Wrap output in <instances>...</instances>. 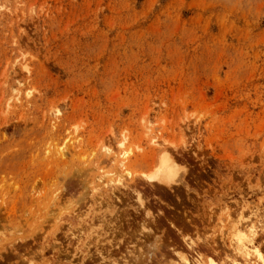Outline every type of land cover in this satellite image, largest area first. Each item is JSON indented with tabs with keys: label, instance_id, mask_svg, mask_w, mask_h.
<instances>
[{
	"label": "rangeland",
	"instance_id": "obj_1",
	"mask_svg": "<svg viewBox=\"0 0 264 264\" xmlns=\"http://www.w3.org/2000/svg\"><path fill=\"white\" fill-rule=\"evenodd\" d=\"M237 232L264 257V0H0V264H250Z\"/></svg>",
	"mask_w": 264,
	"mask_h": 264
},
{
	"label": "bare ground",
	"instance_id": "obj_2",
	"mask_svg": "<svg viewBox=\"0 0 264 264\" xmlns=\"http://www.w3.org/2000/svg\"><path fill=\"white\" fill-rule=\"evenodd\" d=\"M23 70L25 72H29L27 66H23ZM65 149H66V147L64 145H62V147L58 148V151H60V152H62V154H64L63 150H65ZM119 167L120 168L124 167V161L123 160H121L119 162ZM120 176L122 178L125 175L122 176L120 174L119 178H120ZM175 176H176V174L174 173L172 168H169L166 165H162L160 167V170H159L158 174L153 175V176H143V177L149 182L155 181L159 185H162L164 187L165 186L168 187L174 181V177ZM137 201L139 203L142 202L140 196L137 198ZM250 234H252V233H250ZM183 239H185V238H183ZM233 240L235 241V244H236V249H235L236 250V254L243 261L248 262L250 264H264V257L262 256V254L259 251H257L256 247H254L252 245V242H251L252 239L250 238V236L248 237L247 235H244L242 233L237 232V234L234 235V239ZM188 245L192 246V243H190ZM252 256H253V258H252ZM177 258H178V260H177L176 264H204L200 255H196V258H194L191 261L187 260L186 258L180 257V256L177 257ZM207 264H216V263L214 261H212V260H209V262Z\"/></svg>",
	"mask_w": 264,
	"mask_h": 264
}]
</instances>
